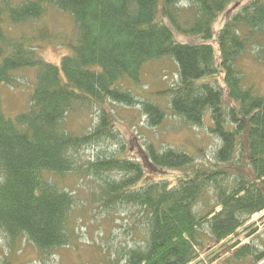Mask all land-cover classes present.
<instances>
[{
  "label": "trees",
  "instance_id": "trees-1",
  "mask_svg": "<svg viewBox=\"0 0 264 264\" xmlns=\"http://www.w3.org/2000/svg\"><path fill=\"white\" fill-rule=\"evenodd\" d=\"M234 1L0 0V238L10 251L0 264L17 260L19 241L33 244L43 264L54 249L75 243L69 224L77 197L59 180L69 174L94 178L91 197L108 213L126 207L141 213L127 228L138 243L124 248V264H192L203 253L208 259L200 264H264V245L219 249L264 210V92L245 81L240 64L249 49L264 45V0L226 18L215 39L218 62L214 43L177 42L172 30L210 40L219 13ZM51 8L75 16L71 32L37 24ZM44 40L72 52L60 65L49 63L37 53ZM165 57L178 63L174 85L143 97L123 84H138L144 66ZM30 68L36 73L29 109L10 117L2 110V85H19L17 72ZM112 103L139 108L151 128L168 115L203 126L210 113V131L221 140L213 166L153 141L144 155L121 156L125 142L107 108ZM87 115L90 123L78 122ZM102 143L118 149L82 154ZM149 167L183 176L142 183ZM208 188L215 203L206 212L195 209Z\"/></svg>",
  "mask_w": 264,
  "mask_h": 264
},
{
  "label": "rangeland",
  "instance_id": "rangeland-1",
  "mask_svg": "<svg viewBox=\"0 0 264 264\" xmlns=\"http://www.w3.org/2000/svg\"><path fill=\"white\" fill-rule=\"evenodd\" d=\"M251 0H236L230 4L228 9L219 13L213 29L214 37L210 40L204 39L200 35L180 32L172 27L174 37L177 42L182 43H201L211 42L215 44L217 62L219 60L218 46L215 41L220 29L224 26L226 20L240 6ZM228 17V18H227ZM227 18V19H226ZM75 16L65 11L51 8L42 21L49 26L51 31L59 33L60 31L71 32L74 25ZM17 26L11 31L12 34L18 32ZM38 55L45 61L60 65L64 55L72 52L68 46H63L57 41L44 40L37 49ZM240 64L244 70L245 81L254 86L259 92H264V45H256L248 50L240 59ZM178 63L172 57H165L161 60L148 63L144 66L141 73L140 82L135 84L131 79H126L123 84L133 89L139 95L150 93L155 90H163L176 83ZM35 69H25L17 72L19 85H2V110L10 116L15 117L17 114L27 111L30 104V94L33 92L35 82ZM165 98H168L167 96ZM160 99L166 104V99ZM109 104L107 107L112 115V121L120 132L125 142V150L121 156L138 157L144 155V150L149 141H153L160 148L174 147L180 150L186 149L190 154L195 156L199 166H213L212 162L221 140L211 133L210 127L212 120L210 113L205 116L203 126H189L178 116L170 115L164 122L156 128L148 126L146 116L141 115L139 108H128L123 104ZM111 109V110H110ZM170 109L168 108V112ZM170 114V113H169ZM90 123L92 119L89 115L79 119V123ZM75 118L72 117L71 125L75 126ZM117 150L115 144H104L86 148L82 154L86 157H93L104 151ZM244 162L241 163V166ZM183 176L182 170H159L158 168L149 167L142 183L150 180L167 177L171 182L179 181ZM59 179V178H58ZM94 179V178H93ZM92 178H79L73 174L67 175L65 179L60 178V186L66 187L77 197V202L71 213L69 225L76 228L77 232L75 245L65 246L54 249L50 254L43 258L49 264H124V248H129L138 243L135 235L127 230L131 224L134 215H140L135 208L126 207L113 213H108L98 202H94L91 194L97 190L92 188L94 182ZM206 189L200 196L195 205V209L206 212L215 203V190ZM219 209V208H218ZM258 230L254 236H248L252 228ZM138 237H141L139 235ZM236 243L235 248L245 244L252 243L255 247L263 249L264 245V210L251 216V218L237 230L224 243H221L219 249L229 244ZM4 240L0 238V260L4 255L8 256L9 250L5 247ZM234 248V249H235ZM16 254L17 260L13 264H43L42 258L35 246L26 242H18ZM8 251V252H7ZM208 259L206 254H202L200 259L192 264H200ZM264 262V261H263ZM212 264H221V260L212 262ZM249 264V262L247 263ZM251 264V263H250Z\"/></svg>",
  "mask_w": 264,
  "mask_h": 264
}]
</instances>
